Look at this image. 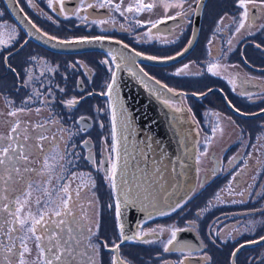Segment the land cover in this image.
I'll return each mask as SVG.
<instances>
[{
  "label": "flooded vegetation",
  "instance_id": "obj_1",
  "mask_svg": "<svg viewBox=\"0 0 264 264\" xmlns=\"http://www.w3.org/2000/svg\"><path fill=\"white\" fill-rule=\"evenodd\" d=\"M92 2L95 4V0ZM17 3L35 27L48 36L63 41L107 37L84 43L78 52L51 51L29 38L5 0H0V28L8 14L13 21L9 23L18 31L8 47L4 43L0 46V81L29 93L28 71L34 74L39 66L46 67L41 76L49 75L48 93L53 96L47 117L39 125L45 126L44 135L56 136L57 140L52 144L44 141V147L59 143L64 149L65 144L75 145L68 148L69 153L78 154L69 165V171L77 173L71 188L83 185L80 202L93 222L99 245L96 264H113L114 260L122 264H178L184 257V264H264V240L258 243L264 239V29L259 27L264 25V13L249 6V17L257 16L255 26L246 24L237 33L234 18L239 21L242 12L238 0H202L199 10L197 0H184L182 7H176L181 0H143L155 7L138 14L125 10L135 0H123L119 12L114 5L121 0H113V7L94 6L78 15L73 12L81 8V0H65L67 16L58 6L54 11L48 0ZM170 16L176 18L168 19ZM100 20L106 22L93 23ZM110 52L116 56L115 61ZM149 56L158 59L149 60ZM105 59L109 64L102 62ZM117 63L122 65L119 69ZM214 63L221 66L213 69L217 75L208 71ZM122 70L138 76L146 73L148 78L159 81L156 84L161 88L171 89L199 122V133L193 134L200 151L197 190L173 210L139 224L135 233L147 232L145 239L150 243L141 239L122 242L121 229L117 227L116 189L106 179V171L110 173L114 162L116 141L110 123L111 102L100 93L106 90L113 74L116 78ZM7 74L13 76L10 82H4ZM70 99L78 103L69 107L66 101ZM80 117L85 119L80 121ZM39 131L32 126L25 131L33 145L30 158L40 155L34 147ZM61 136L65 137L63 142L59 140ZM84 140L89 143L82 144ZM88 156L92 159H86ZM200 158L207 161L201 170ZM32 167L39 168L40 161ZM230 185L235 189L231 195ZM245 189L244 196L236 194ZM17 190L23 191V185H17ZM173 227L183 229L174 241L177 246L187 245L183 253L164 251ZM113 244H119V249H114ZM31 248L34 254L35 244Z\"/></svg>",
  "mask_w": 264,
  "mask_h": 264
},
{
  "label": "snow or ice",
  "instance_id": "obj_2",
  "mask_svg": "<svg viewBox=\"0 0 264 264\" xmlns=\"http://www.w3.org/2000/svg\"><path fill=\"white\" fill-rule=\"evenodd\" d=\"M184 0L177 4L176 7H182ZM49 6L53 7V10H57L67 16L64 11L65 0H48ZM202 4V0H197V10ZM98 8H109L113 7V0H95L93 4L92 0H81V8L74 10L73 15H78L80 11L86 10V8L92 7ZM123 6V0L121 3L114 5V10L119 12ZM238 6L242 9L241 19L234 23L237 24L235 31L239 33L245 28L246 24L250 23V26H255V20L257 16L255 14L249 17L250 7L256 9L261 13H264V0H238ZM155 7L154 4L143 3V0H135V4H128L126 11L128 13H141L145 10H152ZM167 8V5L165 4ZM3 15V13H0ZM121 15H124L121 12ZM179 15V13H177ZM168 19H175V16L167 17ZM86 19V17H81ZM223 18H221L222 20ZM106 21H93V23L103 24ZM163 22V21H160ZM140 23V21H137ZM157 25L152 24L155 28ZM260 29H264V25L259 26ZM250 35L252 33H249ZM47 35V34H45ZM55 40L56 37H50ZM107 39L105 36H97L89 39L83 37L75 41H61V43H91L93 41H99ZM0 43H4L0 41ZM231 44V41L228 42ZM7 46V45H5ZM126 47V46H125ZM260 48V45H256ZM187 51V49H185ZM109 55L112 60H116V56ZM136 55H142L136 53ZM149 60H157V57L149 56L146 57ZM7 59V58H5ZM33 60L36 58L33 57ZM123 59V58H121ZM168 59H174L169 57ZM105 65L109 64V61L105 59L102 61ZM126 63V61H125ZM122 65L116 64V68L119 69ZM221 67L218 63L211 64L208 68L209 72L213 75H217L213 69ZM187 68V65H185ZM13 71H15L13 69ZM51 71V70H49ZM141 71H143L141 69ZM180 73L178 72L177 75ZM41 75H44L42 72ZM135 75V73H133ZM145 75H147L145 73ZM28 81H33L34 77L30 70L27 75ZM159 83V81H156ZM116 84L115 74L111 78V82L107 83L106 90L101 92L100 95L113 97L114 96V85ZM27 86V85H25ZM167 88V85L163 86ZM61 91H63L61 89ZM168 91H172L168 89ZM36 98L43 96V93L36 91L34 93ZM33 100V96H28L23 103L27 104ZM78 101L70 99L66 101L67 106H74ZM169 103V101H165ZM23 107H18L9 113L10 116H17L18 113L30 111ZM111 113L110 123L115 140V158L111 164L110 173L106 171V179L111 182V187L117 189V180L119 178V191L118 196L122 195V200L117 198L115 201L116 216L119 218L122 215L121 203L124 205L135 204L139 199L138 189L148 183V187L145 191H151L153 188H158L159 184H152L148 177L144 180H140L136 184L137 191H133L131 181L128 176L123 173L127 172L128 169V157H129V145L121 144L119 140H116L117 125L120 127V136L123 140H127L128 136L126 133L129 131V117L126 110L120 107L119 110L116 106V99L112 100L109 106ZM39 111V109H37ZM239 111V109H237ZM85 118L80 117L79 120L83 121ZM20 121H17L10 129L8 134H0V255H3V260L0 264H30L27 257L31 255L32 248L31 244H35L37 256L31 261V264H96L94 259L98 255L99 245L95 240L96 232L93 231V222L90 217L87 216L83 205L80 202V190L83 185H77L76 189L71 188V183L77 178V173L69 171V165L73 164L72 157H76V152H68V148H75V145L65 144L64 149H60L59 143L54 144L51 147L45 148L44 141H48L52 144L53 141L57 140L56 136L49 138L44 135L45 126L35 125V128L40 131L35 136L34 147L38 150L39 154L35 158H30L32 154L33 145H29L27 141L31 138L26 136L23 141L19 139L18 129ZM103 127V124L100 125ZM86 127V125H85ZM27 131V127L25 128ZM70 135L67 137L70 139ZM60 142L65 140L64 136L59 138ZM89 141L84 140L82 144L87 145ZM110 159L112 154H109ZM86 159L91 160L92 157L88 156ZM40 161V167L34 168L33 164ZM121 161L123 164L121 165ZM36 176L40 179L33 180L32 177ZM159 177L163 180L161 172L157 171L155 179ZM90 178V177H89ZM55 181V183H54ZM16 185H23V191H18ZM94 186V185H93ZM251 187V185H249ZM235 191L230 185L228 188L229 195ZM244 191L237 192L239 196H244ZM235 202V201H233ZM243 202V201H240ZM90 203V202H89ZM112 205H109L111 207ZM95 227L98 229L99 225ZM121 229V237L123 240H136L141 239L144 243H150L151 241L145 239L148 236L147 232L134 233L128 236L123 233V224L119 225ZM183 231V229L173 227L170 230L171 238L166 242L164 251L175 250L183 253L187 245L174 244L176 241L177 233ZM105 247H108L107 242H104ZM171 246V247H170ZM114 249H119V244H113ZM15 257V260L12 259ZM183 260H180L178 264H184ZM210 260V258H209ZM113 264H122L120 260H114Z\"/></svg>",
  "mask_w": 264,
  "mask_h": 264
},
{
  "label": "water",
  "instance_id": "obj_3",
  "mask_svg": "<svg viewBox=\"0 0 264 264\" xmlns=\"http://www.w3.org/2000/svg\"><path fill=\"white\" fill-rule=\"evenodd\" d=\"M5 3L15 21L21 25L29 38L40 45L58 53L78 52L85 47L84 43L65 44L61 43L63 41L61 39H50L51 36L45 35L35 27L17 0H5ZM133 76L136 82L141 83L139 85L145 94L134 88L122 70L116 75L114 96L109 97L111 103L113 99H116L117 109L123 107L129 117L130 127L126 133L128 139L123 140L120 136L119 124L116 133V140H119L121 144L129 145L128 169L123 174L129 177L133 191H137L136 184L145 177H148L152 184L158 183L159 187L153 188L150 192L145 191L148 187V183L145 182L138 189L139 199L135 204L121 203L122 215L119 217V224H123V233L128 236L134 234L144 220L168 212L187 199L197 181L196 140H192L195 129L189 117L190 112L187 109H177L174 105L166 104V100L159 97V93L163 95L162 92H165L167 101L173 103L179 102V95L161 88V84H156L153 78L145 75ZM158 106L165 111L164 117L170 122V129L176 137L175 146L171 143L173 138H169L160 120ZM122 164L123 161H121ZM157 171L161 172L163 180L159 177L151 179L155 177ZM174 174L175 177L178 175V180L173 178ZM119 183L118 178L116 194L117 198L122 200V195L118 196ZM263 240L261 239L258 243Z\"/></svg>",
  "mask_w": 264,
  "mask_h": 264
},
{
  "label": "rangeland",
  "instance_id": "obj_4",
  "mask_svg": "<svg viewBox=\"0 0 264 264\" xmlns=\"http://www.w3.org/2000/svg\"><path fill=\"white\" fill-rule=\"evenodd\" d=\"M9 22H13V21L7 14L6 19H5V25L1 26V28H3L4 30L0 31V41H3L4 45H7L6 47H8L9 44L12 42V38L18 36L17 35L18 31L15 25L10 24ZM2 44L3 43H0V46ZM45 69H46L45 66H41V67L39 66L34 72V74H32L34 77V80L28 81L26 79L27 85L29 87V93L26 90H19V89L16 90L14 88L12 89L8 83L2 84L3 82L0 81V134H5V135L8 134L11 127L17 121H20L18 133H19V139L23 141L24 138L27 136V133L25 132L24 128L26 127L29 128L31 126L34 127L37 124H41L42 120L47 117V114H48L47 108L49 107L48 106L49 102L52 100L53 93H48V80L47 79L49 75L47 74V76H41L42 72L45 74V71H44ZM12 79H13V76L11 74H7L4 82H10ZM36 91L43 93V96H41L39 99L36 98L34 96V93ZM20 92H22L23 96L20 95ZM28 96H33V100L27 104L23 103V101H25ZM159 97L167 99L160 93H159ZM169 105L171 106L174 105L175 108H179V109H187L190 112L189 117H190V120L194 124L193 127L195 129V132L198 131L199 122L196 119L195 115L193 114L192 110L189 108V106L186 103L182 104L181 101L173 103L169 101ZM18 107H23V108L31 109V110L25 111L23 113H18V115L15 117L10 116L9 113ZM37 109H39V111H37ZM217 130L219 134H221V127H218ZM198 133L199 131L197 132V134ZM192 137H193L192 140H196L194 136ZM30 142H31L30 140L27 141L29 145H30ZM196 150H197V146H196ZM198 154H200V151L197 152V156ZM201 158L199 159V162H198V166L200 167L199 170H201L203 166L207 165V161L205 159L202 161ZM181 180L182 178L180 176V181ZM195 187L192 190L193 193L196 192L197 190V188L195 189ZM16 188H17V185H16ZM119 225L120 224L118 223L117 225L118 231H120ZM36 256H37L36 251L34 252V254L30 255L31 259H28L30 264H31V261H33L36 258ZM12 259L15 260V257H12ZM2 260H3V255H0V261Z\"/></svg>",
  "mask_w": 264,
  "mask_h": 264
},
{
  "label": "bare ground",
  "instance_id": "obj_5",
  "mask_svg": "<svg viewBox=\"0 0 264 264\" xmlns=\"http://www.w3.org/2000/svg\"><path fill=\"white\" fill-rule=\"evenodd\" d=\"M126 76L128 77V79H130V82L134 85V88L137 90V91H139L140 93H143V94H145V91L143 90V88L139 85V83L140 82H136V78L133 76V75H131V74H127L126 73ZM141 84V83H140ZM158 108H159V110H158V114H159V116H160V120H161V122H162V124H163V127H164V129H165V131L168 133V135H169V138L171 139V138H173L172 140H171V143L174 145V143L176 142V137H175V134H174V132H172L171 131V127H170V122L169 121H167V119L164 117V113H165V111H163L162 110V108L160 107V106H158ZM174 140V141H173ZM175 146V145H174ZM178 176V175H177ZM175 177V174L173 175V178L174 179H176V180H178L179 178L178 177Z\"/></svg>",
  "mask_w": 264,
  "mask_h": 264
}]
</instances>
